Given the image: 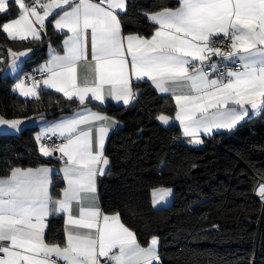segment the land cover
I'll list each match as a JSON object with an SVG mask.
<instances>
[{
    "label": "snow or ice",
    "instance_id": "6c2138e0",
    "mask_svg": "<svg viewBox=\"0 0 264 264\" xmlns=\"http://www.w3.org/2000/svg\"><path fill=\"white\" fill-rule=\"evenodd\" d=\"M0 13L11 17L0 23L11 39L41 42L49 22L63 34L62 52H50L37 69L42 79L29 76L31 84L14 87L36 100L55 89L68 102L79 101L35 137L43 156L59 154L58 192L51 191L48 165L10 167L0 177V264H160L156 235L141 242L118 211L98 203L97 177L110 163L105 140L117 121L88 105L106 97L127 105L138 95L133 78H146L173 98L175 120L190 144L264 112V0H178L145 13L150 35L126 28V0H0ZM31 51L8 49L11 72ZM28 119L0 117V125L19 129ZM157 119L170 123L165 114ZM171 192L154 188L153 205L166 204ZM258 194L264 199V184ZM54 214L64 217L63 238L50 241Z\"/></svg>",
    "mask_w": 264,
    "mask_h": 264
},
{
    "label": "trees",
    "instance_id": "16d2710c",
    "mask_svg": "<svg viewBox=\"0 0 264 264\" xmlns=\"http://www.w3.org/2000/svg\"><path fill=\"white\" fill-rule=\"evenodd\" d=\"M177 4V0H127L126 28L150 35L153 26L145 13ZM9 18L0 13V23ZM61 37L48 25L41 42H17L0 29V56L5 57L9 48H32L39 62L45 58L43 44L60 42ZM27 63L20 75L33 70ZM14 82L0 72L3 118L57 117L79 107L47 90L41 100L24 99L12 90ZM137 91L131 104L109 103L103 108L119 126L105 147L110 163L99 182L101 208L118 211L141 242L156 235L160 264H264L262 203L255 193L258 182L264 181V112L190 147L177 124L164 127L157 121L160 114L173 116L170 99L146 81L134 85ZM36 133L37 127L31 126L18 134H0V176L10 167L54 162L40 154ZM60 187L56 179L53 191ZM159 187L173 189L167 208L155 209L152 204L151 192ZM46 235L50 241L63 238L61 217L49 220Z\"/></svg>",
    "mask_w": 264,
    "mask_h": 264
},
{
    "label": "crops",
    "instance_id": "0c3cea01",
    "mask_svg": "<svg viewBox=\"0 0 264 264\" xmlns=\"http://www.w3.org/2000/svg\"><path fill=\"white\" fill-rule=\"evenodd\" d=\"M44 2H47V0L44 1ZM177 2H178V0H177ZM126 3H127V0H126ZM146 18H147V17H146ZM147 20H148V19H147ZM148 21H149V20H148ZM149 22H150V21H149ZM150 23L152 24V22H150ZM49 25L52 27V29H53L56 33L61 34V36H62V37H61V41H60V42H57V43H53V42H51V41H46V42L43 44V47H44V49H45V58L42 59V60H40L39 62L37 61L36 58H34L33 51H31L30 53H26L24 56L20 57V59H19V61H18V63H19V68H18V70H17L16 73L11 72V70H10L9 67H8V64H7L8 52H7V54H6V56H5V60H4V61H0V72H1L2 75H8V76H10V77L15 76V79H14V81H15L14 84H15L16 82H19V81H20V79H19V75H20V73H21V71H22V66L24 65V63L28 62V63H27L28 66H29V65H30V66H33V67H32V68H33L32 71H37V69L39 68V66H40L41 64H43L44 61H46V60L49 58V54H50V52H52L53 50H55V51H61V52H62L63 34L60 33L58 30H55L54 27L51 25L50 22H49ZM152 26H153V24H152ZM64 31L66 32L67 30L65 29ZM5 34H6V33H5ZM6 35H7V34H6ZM7 37H8V36H7ZM8 38H9V37H8ZM9 39H10V40H13V41H17V42H23V41H21V40H19V39H11V38H9ZM25 41H31V39L29 38V40H25ZM32 42H33V41H32ZM22 50H23V49H22ZM22 50H16V49H14L13 51H22ZM33 64H34V65H33ZM84 72H85V69L82 67V68L80 69L81 77H83ZM143 81H146V78H145L144 80H140V81H137L135 78H133V81H132V83H133V91H134V85H135L136 83H138V82H143ZM147 82L151 85V82H150V81H147ZM151 86H152V85H151ZM152 87H153V89H154V86H152ZM46 90H47V91H51V92H53V93L59 95V96L62 97L63 99H66V98L63 97V94H62V93H58V92H56L55 89H46ZM154 90H155V89H154ZM155 91H156V90H155ZM14 92L17 93L20 97H22V98H24V99H32V98H33V97H25V96L20 92V90L17 89V88H14ZM156 92H157V91H156ZM157 94H159V95H161V96H166V97H168V98L170 99V101H171L173 107H174V114H173V116H169V117H170V123H169L168 125H164V124H163L161 121H159L158 119H157V121H158L162 126H164V127H168V126H170L171 124H177L178 127H179V129H180L182 139H184V140L186 141V143H187L190 147H198V146H201L202 143H201V144H190V143H189L190 138H189V137H186V136L183 134L179 122L175 120V102H174L173 98H172L170 95H168V94H161V93H159V92H157ZM134 100H135V99H134ZM134 100H133V101H134ZM133 101H130L129 104H131ZM74 102H76V103L79 104V101H78V100H77V101H74ZM109 103H112V104H115V105H121V106H127V105H129V104H127V105L123 104L122 101H115V100H112L111 97H106V99H105V101H104L103 103H101V102H93V103H91V104L88 105V106L91 107L94 111H99V112L105 113L104 110H103V108H104L107 104H109ZM76 109H77V108L73 109V110L70 111V112L60 114V115L57 116V117H46V116H43V120H40V119H39L40 116H37V117H30V119L25 120V121L19 126V129H17V128H13V127H11V126H9V125H0V134H1V133H13V134H18L19 132L22 131V129H24V128H26V127H31V126H35V127H37V133H39V132L41 131V129L45 126L46 123H48V122H52V121H55V120L61 118L62 116L70 115V114H72ZM106 114H107V113H106ZM107 115H108V114H107ZM108 116H109V115H108ZM0 117H2V116H0ZM109 117H111V116H109ZM4 119H6V118H4ZM21 119H22V118H21ZM115 120H116V119H115ZM248 120H250L249 117H247L243 122H246V121H248ZM116 121H117V120H116ZM243 122H241L240 124H242ZM240 124H239V125H240ZM118 126H119V123H118V121H117L116 125H115L112 129H110L109 134H108V136L106 137V140H105V147H106V143H107V140H108L109 135H110V134H111V133H112V132L118 127ZM235 128H236V127H235ZM232 130H233V129H232ZM232 130H225V129L214 130V133H213V134L229 132V131H232ZM37 133H36V134H37ZM213 134L203 135V136H202V140H203V142H204V140H206L207 138H209V137L212 136ZM35 137H36V135H35ZM39 152H40V151H39ZM40 154L43 156V154H42L41 152H40ZM43 157H45V156H43ZM45 158H49V157H45ZM42 165H48V166H50V167L52 168V170H53V172H52V182H51V191L53 192V194H55L56 192L59 191V189L56 190V191H53V189H52V188H53V185H54V182H55L56 179H57L59 182H61V187H62V174H59V172H58V170H59V168H60V163H59L58 161H54V162H49V163H45V164H42ZM105 167H106V169H108V165L105 166ZM106 172H107V170H106ZM106 172H105L103 175H98V177H97V197H98V203H99V204H100L99 182H100L101 178L106 174ZM0 177H2V176H0ZM61 187H60V188H61ZM151 194H152V192H151ZM100 206H101V204H100ZM55 217H61V218L63 219V221H64V217H63V215H61V214H54V215H52V216L49 218V220H50L51 218H55ZM48 223H49V222H48ZM63 227H64V223H63ZM47 228H48V227H47ZM46 233H47V229H46Z\"/></svg>",
    "mask_w": 264,
    "mask_h": 264
},
{
    "label": "built area",
    "instance_id": "2783aa9c",
    "mask_svg": "<svg viewBox=\"0 0 264 264\" xmlns=\"http://www.w3.org/2000/svg\"><path fill=\"white\" fill-rule=\"evenodd\" d=\"M44 1H46V0H44ZM29 2H31V0H29ZM228 66L231 67V65H228ZM29 76H32V77H34L37 80L42 79L41 74H40L39 71H27V72L21 74L19 79H20V81L23 80L26 84H31L32 80L27 78ZM54 142H56L55 138H53L52 140H48V139L44 140V143H47V144H51V143H54ZM58 156H59V154L57 153L55 156L49 157V159L52 160V161H58V159H57ZM261 184H264V181H259L257 186H256V188H255V193L257 195H259L258 194V188H259V186ZM261 203H262L261 223H263L264 222V199H262V198H261Z\"/></svg>",
    "mask_w": 264,
    "mask_h": 264
},
{
    "label": "rangeland",
    "instance_id": "374dc122",
    "mask_svg": "<svg viewBox=\"0 0 264 264\" xmlns=\"http://www.w3.org/2000/svg\"><path fill=\"white\" fill-rule=\"evenodd\" d=\"M12 79H15V76L12 77ZM18 82H16L15 84H13L12 86V90L14 91V86L17 84ZM164 188H169V189H172L170 187H164ZM172 198H173V189H172V192L171 194L169 195V197L167 198V203L166 204H162L161 206H154L155 209H160V208H167L171 205L172 203ZM151 201H152V204H153V190H152V194H151Z\"/></svg>",
    "mask_w": 264,
    "mask_h": 264
},
{
    "label": "water",
    "instance_id": "95a60500",
    "mask_svg": "<svg viewBox=\"0 0 264 264\" xmlns=\"http://www.w3.org/2000/svg\"><path fill=\"white\" fill-rule=\"evenodd\" d=\"M262 114V112H256V113H253L249 116V119H254V118H257L258 116H260Z\"/></svg>",
    "mask_w": 264,
    "mask_h": 264
}]
</instances>
